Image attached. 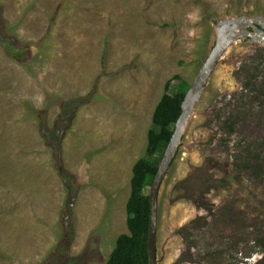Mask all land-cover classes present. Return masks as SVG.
<instances>
[{
  "label": "rangeland",
  "instance_id": "374dc122",
  "mask_svg": "<svg viewBox=\"0 0 264 264\" xmlns=\"http://www.w3.org/2000/svg\"><path fill=\"white\" fill-rule=\"evenodd\" d=\"M228 17L264 0H0L21 51L0 42V264H107L165 83L191 86ZM263 81L264 44L241 38L185 118L157 264H264Z\"/></svg>",
  "mask_w": 264,
  "mask_h": 264
},
{
  "label": "trees",
  "instance_id": "16d2710c",
  "mask_svg": "<svg viewBox=\"0 0 264 264\" xmlns=\"http://www.w3.org/2000/svg\"><path fill=\"white\" fill-rule=\"evenodd\" d=\"M0 42L13 57H21V51L11 40L0 37ZM172 79L179 80L174 93L169 91ZM172 79L165 83L164 93L154 109L152 123L148 131L145 155L132 168L130 195L125 207L128 233H122L117 237L107 264H148L147 244L150 222V197L149 193H145V188L152 185L160 161L174 133L172 126L176 124L182 113V103L189 89L188 83L179 76L176 75ZM231 118V113H224L223 127L228 125ZM228 128L229 130L223 133L230 138L234 134L235 129L230 126ZM229 158H227L226 164L223 166L226 172L233 165L229 162ZM215 165L218 167L219 164ZM211 184L213 187L215 185L227 187L228 182H225L224 178V180L211 181Z\"/></svg>",
  "mask_w": 264,
  "mask_h": 264
},
{
  "label": "water",
  "instance_id": "95a60500",
  "mask_svg": "<svg viewBox=\"0 0 264 264\" xmlns=\"http://www.w3.org/2000/svg\"><path fill=\"white\" fill-rule=\"evenodd\" d=\"M247 27L252 28V32L246 31ZM216 41L195 77L194 82L189 87L182 103V113L176 122V128L165 150L163 158L158 166L157 173L153 179L150 197V222L148 232V264H157V209L158 194L162 181L170 168L174 159L182 126L187 115L193 110L195 103L201 97L208 84L218 62L222 58L226 49L241 38H248L252 42L264 44V19L260 17H239L223 18L216 22Z\"/></svg>",
  "mask_w": 264,
  "mask_h": 264
},
{
  "label": "crops",
  "instance_id": "0c3cea01",
  "mask_svg": "<svg viewBox=\"0 0 264 264\" xmlns=\"http://www.w3.org/2000/svg\"><path fill=\"white\" fill-rule=\"evenodd\" d=\"M167 247H169V245L167 246ZM173 255H171L170 257H172Z\"/></svg>",
  "mask_w": 264,
  "mask_h": 264
}]
</instances>
